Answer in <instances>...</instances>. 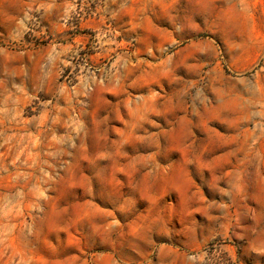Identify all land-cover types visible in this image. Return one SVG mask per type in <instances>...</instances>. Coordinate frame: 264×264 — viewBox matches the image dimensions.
Listing matches in <instances>:
<instances>
[{
	"label": "rangeland",
	"instance_id": "obj_1",
	"mask_svg": "<svg viewBox=\"0 0 264 264\" xmlns=\"http://www.w3.org/2000/svg\"><path fill=\"white\" fill-rule=\"evenodd\" d=\"M0 264H264V0H0Z\"/></svg>",
	"mask_w": 264,
	"mask_h": 264
}]
</instances>
